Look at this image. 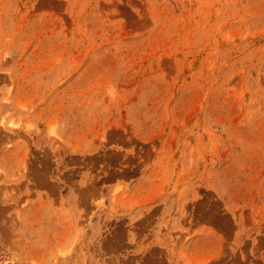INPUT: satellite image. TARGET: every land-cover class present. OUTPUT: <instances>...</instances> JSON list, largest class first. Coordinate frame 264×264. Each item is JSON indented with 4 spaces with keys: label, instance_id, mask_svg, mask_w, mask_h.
Instances as JSON below:
<instances>
[{
    "label": "rangeland",
    "instance_id": "1",
    "mask_svg": "<svg viewBox=\"0 0 264 264\" xmlns=\"http://www.w3.org/2000/svg\"><path fill=\"white\" fill-rule=\"evenodd\" d=\"M0 264H264V0H0Z\"/></svg>",
    "mask_w": 264,
    "mask_h": 264
}]
</instances>
